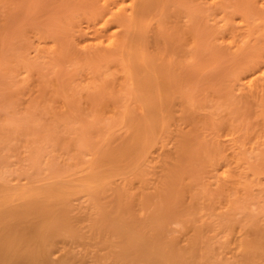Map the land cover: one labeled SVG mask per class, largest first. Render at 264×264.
<instances>
[{"label": "bare ground", "instance_id": "6f19581e", "mask_svg": "<svg viewBox=\"0 0 264 264\" xmlns=\"http://www.w3.org/2000/svg\"><path fill=\"white\" fill-rule=\"evenodd\" d=\"M59 1L71 12L84 9V25L76 30L88 37L78 41L87 51L75 50L71 40L56 43L58 51L37 46L36 56L50 67L69 62L75 72L85 70L82 84L92 89L91 96L117 91L122 103L112 109L114 124L100 146L88 150L86 162L77 160L81 177L61 179L59 187L57 181L11 191L1 187L0 264H84L87 256L91 264H264L263 225L254 219L248 225L255 230L251 239L248 230L235 236L241 232L237 220L229 212L215 213L220 202L213 201L222 194L230 210H243L253 203V185L264 179V0ZM111 62L119 77L109 71ZM207 65L224 66L219 72L226 79L220 88L209 87V94L202 91L205 76L197 83L202 89L194 81ZM220 109L227 111L222 118ZM251 117L254 127L247 123ZM121 129L128 135L115 139ZM132 187L133 197L127 195ZM80 192L90 196L93 207L82 216L83 230L62 214L68 212L66 199ZM239 194L244 205L237 207ZM213 214L222 217L215 221ZM183 227L189 231L175 234ZM65 234L80 240L82 256L67 249L60 259L51 257L56 237Z\"/></svg>", "mask_w": 264, "mask_h": 264}, {"label": "rangeland", "instance_id": "374dc122", "mask_svg": "<svg viewBox=\"0 0 264 264\" xmlns=\"http://www.w3.org/2000/svg\"><path fill=\"white\" fill-rule=\"evenodd\" d=\"M58 1L59 0H0V190L1 191H5V190H2L3 187H4V189H6V190L9 189L10 191H11L12 187L19 188V186L20 187L37 188L40 185H47V183H49V182L51 183V181H52L51 184L55 183L53 181H57V183H59L58 184V187H59L60 184L62 185L63 181L65 182V180H63L62 183H60L59 180H61V179H65L68 176H74V177L80 176L81 177V175L83 173L80 170L81 165L79 162H82V161L86 162L89 159V154H88L89 151L88 150L91 147H93V145L95 146L96 144L99 143L98 145L100 146V142H101L100 140H103V138L106 137L105 136V135H107L106 133L109 132V130L113 126L112 124H114V121L111 118V116L113 115V112H112L114 110L113 108L116 107V105L119 107L120 106L119 104L122 103V99H121L122 96H120V93H117V91L115 93H116V95L119 94L117 96L118 98H114L116 95H113L112 93H109V94L104 93L103 97L104 96L105 97L104 98L102 96L98 97L99 100H98V98L95 99L94 96H91V95H93L92 94L93 92L91 91L92 89L86 88L82 84V83H85L83 81L87 82V80L85 79V77L87 76V74H85V70H82L84 72H82L81 70H77L75 72L74 66L72 64H70L69 62L61 63V64L55 65V66H53L54 64L53 65L51 64V67H50V64L48 62H45V61H43V59L41 57L39 58L38 56H36L38 53V50L36 52L37 46H38V48H39V46H43L44 49L45 48L50 49L49 51L45 50L46 52L52 51L51 48L54 49L57 46V51H58V47L61 46V44L71 43V40H73L71 45H73V48H75V50L78 48L77 51H80V52L83 50H84V52L87 51V49H86V51H85V49L82 50V48H80V46H81V43H84V40H86V42L88 41V37L80 38L81 34L79 32V34H80L79 35L78 31L76 30V29H78L77 25L79 23H80V25H82L84 23L83 22L84 15L81 14L82 11H80V10L84 11V9H82V7H81V8H79L80 12L77 9H76V11H75V9H73V12H71L72 9L64 7V5L61 3L62 1H59V2ZM200 3L202 5V2H200ZM54 14H55V16H54ZM67 17H68V19H67ZM54 22H56V23L54 24ZM57 22H59V23L57 24ZM65 24H66V26L63 27V25H65ZM210 25H211V23H210ZM75 26H77V27H75ZM65 27H66V29H65ZM47 29L48 30L51 29L49 31H53V34L51 32H49L50 34H48ZM61 32H62V35L65 34V36L66 35L67 36L66 37L61 36ZM66 32H67V34H66ZM57 34L59 37H63V38H59V37L56 38L55 36ZM72 37H74V38H72ZM78 41H80L81 43L78 44ZM56 43H58L59 46L55 45ZM59 43H61V44H59ZM48 44L49 45L52 44V45H50L51 46L50 48H49ZM53 46H54V48H53ZM55 51H56V49H55ZM55 51L53 50V52H55ZM204 53H206V51H204ZM109 66L111 67V68L109 67V71L113 70L114 73H116V74H114V76L119 77L121 72L119 69H117L118 68L117 64L115 62L114 63L111 62ZM62 67H63V69H62ZM219 67H221V70H222V68L224 66H219ZM219 67L217 68V66H213V65L208 66L207 65V67H204V69H202L201 71L198 70L196 72L198 75L196 73H195L196 76L194 75L195 79H196V77L198 78L196 80L194 79V81H198L195 83V86L197 85L196 87H199L201 85L202 82L199 84V86L197 83H199L201 79L203 80L204 76H205L206 82H208V83H205V82L202 83V85L205 86L202 89V85H201L202 91L204 90V92H206V93L208 92V94H209L212 92L209 90L210 89L215 90V88H217V86H219V83L222 82V86H223L225 83L224 81L226 79L222 75V71L219 72L220 71ZM110 69H112V70H110ZM117 70H119L120 74ZM215 71L221 73V75H220L221 79L218 76H216ZM60 73H63V74L60 75ZM66 73L68 75V78L65 77V76H67V75H65ZM73 73H77V75L74 74V76H73L74 78L72 80H70L71 79L70 76ZM213 73L215 76L213 75ZM219 73H217V75H219ZM63 75H65V76H63ZM209 76L211 79L210 78L208 79ZM213 77L219 78L220 80L214 79L215 80L214 81ZM223 78L225 80H222ZM77 79H79V80H77ZM80 81H81V83H80ZM216 83H218V84H216ZM204 84H206L207 86ZM75 85H76V87L74 88ZM209 87H210V89H209ZM219 88H220V86H219ZM201 89H200V91H201ZM221 91H223V89ZM237 91L238 90L235 89L233 93H236V95H238ZM214 94H217V93H214ZM107 95H108V97H107ZM87 97H90V100ZM116 99H118V102L119 101L120 102L118 103ZM89 101H93L94 106L91 104L92 102H89ZM95 102H97L98 104H95ZM112 102H113V104H112ZM252 109L254 110L255 107L251 108V110ZM80 112H82L83 114H81ZM220 112L221 113L218 116L221 118L227 114V111L224 109H220ZM218 114H219V111H218ZM93 115H94V117H92ZM199 115L201 116L202 113H200ZM84 116H86V117H84ZM251 118L247 119L248 120L247 123H249L250 126L254 127L256 122H254V125H253V121H255V120H253V118H252V122H251V120H250ZM113 119H114V117H113ZM54 120H55V122H54ZM82 121L84 122V124ZM112 121H113V123H112ZM57 123H58V125H57ZM105 125H107V126H105ZM69 126H70V128H69ZM109 127H110V129H109ZM124 130H122V129L118 130V131H120L119 133L115 132L114 134L118 135V137L115 139H118L119 135H120V137H122V136L126 137L128 135V132L125 135ZM83 131H85V132H83ZM116 133H118V134H116ZM122 133L124 135H122ZM79 135H80V137H77ZM94 139H95V142H94ZM41 140L43 142H41ZM68 141H69V143H68ZM47 142H49V143H47ZM227 143L228 142H225L224 145H227ZM98 145H96V146H98ZM82 147H83V149H82ZM84 147H85V149H84ZM225 147H226V152L229 153V151H231V149L229 148V143H228V148H227V146H225ZM80 160H82V161H80ZM77 162L79 163V166H76L78 164ZM46 165H49V166L47 167ZM59 165H61V166H59ZM49 167H50V169H49ZM47 169H49V170H47ZM56 169H58V170H56ZM36 171L38 172L37 174H35ZM17 175H19V177ZM23 175L26 177V179ZM27 175H29V176H27ZM14 179H15V181H14ZM18 180H20V181H18ZM260 182H262V183H256L255 187L253 185V188H251V190H253L252 192L254 193V194L252 193L253 196H251V197H253V200L255 201V203L253 200H252V202H253L252 204H250V202H246L247 204L245 203L246 205H250V206H247L250 211L248 209L246 210L247 207L244 209L245 205L242 204V202H241V200H242V198H241L242 194L241 193H240L241 195L239 194L240 198L238 197L239 199L236 201L235 204L238 205V206L236 205L237 207L244 205L243 210H241L242 207L239 209L236 206L235 207L237 209L233 208L230 210L228 208V203H226L227 200H226V202L224 200H222V199H225V197L222 198L223 197L222 194L221 195L217 194L220 197H218L216 195V193H214V195H213L214 199L216 198L215 196L218 197V200L217 199L213 200L214 202L217 201V203H215V204H219V202H220V204H219L220 207L216 206L217 211H215V213L221 212L223 214V212H224V215H225V214H227V212H229L232 216L231 217L229 214L230 218L233 219V217H234L233 221L237 220L236 227H237V229L239 228L238 231H241V232H236L237 234L235 233V236L236 235L238 236L243 231L248 230L247 235H250L249 238L251 239V235L253 234V236H254L253 231H255V230H254V227H252L253 225H250V226H248V225L254 219H255L254 221H257L259 223L260 228L262 229V227H261V224H262L263 229H264V224H263V222H264L263 221V219H264V214H263L264 204H263V202L264 201L261 202V199L264 200V198L259 197V196L264 197L263 196L264 191H263V193L261 191V190H264V188H263L264 187V179L261 178ZM9 184H11L12 186ZM262 185H263V187H262ZM1 187H2V189H1ZM261 187L263 189H261ZM259 189H261V190H259ZM255 190L257 193L255 192ZM232 192H234L235 195H238V193H239L238 191L235 192L233 190H232ZM232 192H230V193H232ZM129 193L132 194L131 197L135 196L136 195V188L132 187L131 189H129L127 192L128 196L130 195ZM234 193H232L231 198L235 196ZM105 195L107 197L109 195V193H107ZM251 197H249V198H251ZM257 197H258V199H256ZM108 198H109V196L104 199V202H106ZM249 198H247V201L249 200ZM129 199H131V198H129ZM222 201H224L225 203ZM133 202H134V199H132L131 203H133ZM19 203H20V201H19ZM14 204L17 205L18 202H15ZM63 204L64 203H61L60 207H62ZM91 204H92V201L90 199V196L88 197L87 193L80 192V193L72 195L71 197H68V199H66V202L64 205H67L68 207L67 206L66 207L63 206V207L67 209L68 212L67 211L66 212L68 214L65 212H63L62 214H63V216H64V214H66L68 217L67 218L65 217V218L70 219L71 220L70 222H73V223H75V221L79 222V223H77V225H80L81 227L83 226L82 227V230H83V229H85L84 226L87 223V221H85V219H84V218H86L85 214L88 212L91 213V208L93 210V207H91ZM239 204H241V205L239 206ZM11 205H12V203H11ZM18 205H20V204H18ZM221 206L222 207L224 206V207L221 208ZM259 207L261 210L259 209ZM218 209H219V211H218ZM61 210H63V208ZM83 210H84V212H83ZM250 212H253V215ZM237 213H239V214H237ZM246 213H248V214H246ZM257 213H260V215L259 214L257 215ZM222 214H216L218 216H214L215 214H213V215H211V217L213 218V220L216 218L215 219V221H216L217 219H220L222 217V216L220 217V215H222ZM254 214H255V217H254ZM76 215L78 216V218ZM84 215H85V217L82 218V216H84ZM249 215H251V220H250ZM235 217H236V219H235ZM72 218H74V219H72ZM81 218H82V220H81ZM243 218L245 221L242 220ZM256 218H257V220H256ZM78 219H80V220H78ZM258 219H259V221H258ZM260 219L262 222H260ZM239 220H241V221H239ZM242 221H243V224L247 223V225L245 224L246 227L243 224H241ZM239 222H240V224H239ZM81 223H82V225H81ZM238 225L244 226V228L242 229V228L238 227ZM187 228L188 227H186V229H185L183 227V229H181L180 232H175V234H177V235L179 234V236L183 235V234H185V232L187 230L189 231V229H187ZM237 229H236V231H237ZM240 229H242V230H240ZM216 231L221 232V231H219V228L216 229ZM248 233H250V234H248ZM222 234H220V235H222ZM220 235H218V237H221ZM70 237H72V236L68 235L66 237V234L61 235V238H59V239L56 237V239H57L55 242L56 244L54 243V245H53V247L56 249H54L55 251H52V255H51V257L53 256V259H54V257H55V259L56 258L60 259L62 257L61 254L62 253L64 254L67 251L70 254L73 253V255L75 254L77 256L84 254L83 251H85V249H83L84 248L83 244L79 243L80 240H78L74 237H72L70 240ZM63 239L65 242L63 241ZM76 240H77V242H75ZM221 241H222V239H221ZM217 242H219V241H217ZM214 244H216V243H214ZM78 247H79V249H78ZM62 249H64V250H62ZM60 250H61V252H59ZM87 258H86V261L85 260L83 261V262H85L84 264H91V262L88 261V260H90V258L88 256H87Z\"/></svg>", "mask_w": 264, "mask_h": 264}]
</instances>
